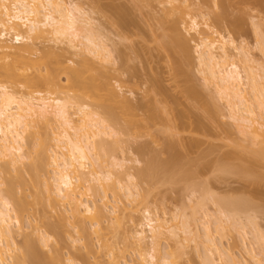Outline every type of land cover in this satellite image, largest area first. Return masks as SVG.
<instances>
[{
  "label": "bare ground",
  "instance_id": "bare-ground-1",
  "mask_svg": "<svg viewBox=\"0 0 264 264\" xmlns=\"http://www.w3.org/2000/svg\"><path fill=\"white\" fill-rule=\"evenodd\" d=\"M140 1L112 2L106 6L115 18L112 24L116 27V33L120 39V41H115L116 43L113 42L109 45L108 40L111 38L108 39L99 27H94V19L86 9L84 10L74 0H0V58L9 55L12 57L11 62L0 63V163L6 164V167L0 170V178L1 173H8L7 167L20 170V166L24 165L26 160H30V162L28 161L30 163V166L28 165V173L42 186L43 193L54 210L62 209V207L67 212L69 210L72 219H78L79 223H90V228L93 229V233L97 236H104L103 218L110 220L107 227L109 233L122 232V217L125 214V210H121L111 204L112 200L109 199L108 192L111 190L112 194L117 196L120 190V193L124 191L128 198H134L139 195V186L136 184L137 181L135 183L136 176L139 175L138 177L143 179L146 177V172L135 174L134 170H132L134 167L127 164L129 160L132 161L131 158L123 157L117 159L110 155L109 146L111 145L103 137L105 135L111 136L115 129L102 116V113L95 108L92 109L91 103L85 99L91 98L96 100L98 104L104 105L106 112L111 117L119 113L127 116L126 125L129 127L135 126L136 128V126L138 127V125L142 124L149 126L157 116H160L159 112H157V107L159 106L152 103V99H150L151 101L148 100L152 92L154 102L157 99L156 96H160L159 101L161 100L162 102L166 101L168 97V93L162 88L158 81L160 79H157V77L150 78L148 85L146 82L141 84H145L144 87L139 86V82L138 85L136 84L141 88L148 86V89L146 88L147 91L145 92L144 90V94L142 93L143 95L146 94L145 96L147 97L149 92H151L147 97L148 99L142 95L141 97L144 100L139 98L134 102L125 93H121L123 89V84L121 83L132 81L135 75L133 73L136 69H131L132 66H130L131 64L129 65V61L132 60V53L137 50L134 45L126 43L125 40L130 39L132 35L131 28L136 25L129 16L132 10L139 7ZM175 1L183 4L187 2V0H162L160 1L161 4L168 5V7L166 6L167 8L163 9V13L159 15L154 12L147 13L149 18L157 20V24L163 30L168 31V33L162 35V47L166 51L178 55L180 59L177 71L185 75L183 63L191 58L193 48L189 39L183 33L182 27L189 33L191 31L195 33L197 40L195 45L197 66L204 77V82L212 85L216 94L225 100L231 118L247 142V148L249 150L251 148V152L254 155L252 162H264V66L253 64L248 51L245 50L243 45H237L235 39L230 35L218 34L210 23L207 22L205 25L212 30L211 33L205 29L201 30L197 17L191 16L182 7L173 5ZM215 1H217L216 4L222 10L214 14L215 23H218V26H229V29L235 31L236 34L243 30V19L239 16H232L229 11V7L232 6V0ZM96 4H94L97 6H94L96 9H102L101 0H96ZM186 17L189 20H186ZM256 24L259 31L258 34L262 38L260 39L261 42H259L263 46L264 34L260 27L263 28L264 21ZM11 35L13 37L12 40H16L15 43L17 45L7 42V37ZM215 35L217 36L215 37ZM47 37H52L54 41L57 40L60 43L63 42L67 47L59 46L62 49L61 51L60 48L57 49L59 51L51 50V48L50 50L44 48L42 50L39 48V44L41 42L43 44ZM111 45L114 46L110 48ZM39 50L42 52V56L39 61H36L35 59L37 58L33 56ZM71 50L80 56H78L80 59L76 60L78 64L72 68L71 66H66L67 58L66 61L64 59L65 53L71 52ZM64 51L66 52L64 53ZM87 53L99 59L100 65L95 66V60H92L93 57L90 60ZM81 57H83L82 60ZM235 58L244 63L242 69L244 75ZM88 60L90 61L89 63ZM40 64L41 66L42 64L45 65L46 70L44 73L40 71ZM89 64L90 66H88ZM116 64L117 67H115ZM52 69L60 70L58 72L64 70L63 72L67 73V87L73 91L70 88L73 86V94H70L65 88V90H62L66 85H61L60 78L58 79V72L56 73ZM88 71L90 75L84 74L85 72L88 73ZM248 90L252 92L251 95ZM186 92L193 97L200 96L196 86L187 87ZM169 98L168 100H170ZM173 101L174 99L171 102ZM209 104L210 106L208 107L211 108V103ZM209 111H212V109ZM179 114L181 116V113ZM184 115L181 117L183 118ZM182 118L179 117V119ZM42 123L52 132L50 134L46 132L45 139L36 144L33 139L41 134L40 125ZM52 124L53 126L56 124L55 128L58 131H53L55 128L51 127ZM46 139L53 141L52 144L54 143L50 148L45 143L48 142ZM119 141L114 142L117 143ZM28 145H33L32 148L35 150L33 151L36 153L35 159H32V150L25 149ZM49 152L52 154H49ZM172 153L171 155H174ZM147 168L152 169V171L156 170H153L151 165L146 167V171H149ZM247 171L253 170L247 167ZM19 176L23 180V174ZM257 181L255 180L254 182ZM0 185H3V182H0ZM98 189L103 191L101 193L102 196ZM133 189L134 191H132ZM97 194L101 196L98 200L99 204L94 200ZM218 199L216 202L220 205L219 208L222 207L225 212L227 211V216L229 217L227 218L232 222L231 224L227 219L228 223L246 233L245 227L239 226L236 222V219L239 218V213H244L246 210L243 207L241 208L245 209L244 211L240 209L242 204L247 203L245 202L246 200L235 198L232 201H223L221 197ZM21 202L23 204V201L15 196L13 187H8L7 191L0 188V264H25L23 262H26L24 261L26 257L29 258L28 253L32 257L37 254V251L35 252L31 247L33 246V241L30 238L24 242L25 248H27L24 251L25 255L20 257L16 253L18 243L14 227L21 229L19 212L23 207H21ZM114 202L117 203L116 200ZM247 204L245 205L246 207ZM250 211L247 213L245 211L244 214H247V219L252 220L251 214H248ZM145 212V221L140 224L141 229L136 230L135 234V246L140 249L148 245L150 249L148 254L141 258V264H176L173 259H175L174 256L177 254L173 255L169 250H162L161 244L165 239L167 240L169 235L176 237L177 240L179 239L178 236L180 234L177 233V230L180 232V229L178 223L175 222L180 217L175 215L177 218L174 217L170 220L159 219L149 208L145 209ZM210 216L207 219H210ZM65 217L69 218L66 215ZM218 219L217 221L219 222L220 220ZM173 220L174 223L172 222ZM209 221L211 220L203 221V236L199 235L198 229L192 228L191 223L187 220H183L181 223L185 229L182 231L188 235L186 238H191L190 241L193 239L196 245L199 244V241L196 240L203 237L202 244L206 247L204 250H208L207 252L206 250L204 251L208 254L204 253L203 259L205 261L206 257L207 263L214 264L216 262L213 257L216 253L219 259L226 260L228 264L238 263L239 257L236 256L237 254L232 253L230 249H224L221 246L222 244L214 240V234L212 235L214 229L212 230V224L210 225ZM78 222L74 223V225L77 223L74 228L79 229L78 231L84 230L88 232V228L82 227ZM170 222L174 225L170 224ZM193 223H197V221ZM217 224L225 234L226 230L224 231L222 223L219 222ZM193 227L198 228L196 225ZM253 227L258 237L257 240L263 239V232L256 225ZM36 231L40 236V240L48 242V234H40L38 228ZM104 241L106 242L105 239ZM180 242L182 243V240ZM198 246H196V249ZM243 247L246 254H250L257 264H264L252 248ZM30 250L35 253L32 254ZM114 251L111 249L109 252V261L106 264H122V261H125L120 259L121 254L113 253ZM38 255L35 257H38ZM73 260L75 259L69 256L67 259L64 258V263L78 264Z\"/></svg>",
  "mask_w": 264,
  "mask_h": 264
},
{
  "label": "rangeland",
  "instance_id": "rangeland-1",
  "mask_svg": "<svg viewBox=\"0 0 264 264\" xmlns=\"http://www.w3.org/2000/svg\"><path fill=\"white\" fill-rule=\"evenodd\" d=\"M74 1L78 5H81L84 10L86 9L94 19V27H99L106 34L108 39L111 38L108 40L109 45L115 41H120L116 33V27L112 24L115 18L111 15L106 6L110 5L112 2L122 3L123 1L128 2V0H101L102 9L100 10L102 11L96 9V0ZM160 1L162 0H141L139 2L140 5H138L139 7L132 10L129 16L136 25L131 28L133 36L131 35L130 39L125 40V42L134 45V48L137 50L132 53V60L129 61V65L131 64L130 66H132L131 69L134 68L137 70V72L134 70L133 73V75L135 74L137 77L134 75L132 81L121 83L123 84L121 93H125L131 100L136 102L139 98L143 99L141 96L144 94V90L145 92L147 91L150 78L157 77V79H160L158 81L162 88L168 93L166 101H159L160 96H156L157 99L154 102L153 92H149V94L151 93L150 96L148 94L149 99L147 98L148 96H145L146 94L143 95L149 101L152 99L153 101L151 102L159 106L155 107L158 108L156 109L160 116H157L154 122H151L149 126L142 124L144 127H142V125H138L136 128L135 126L129 127L126 125L127 116L119 113L111 117L106 112L104 105L98 104L96 100L91 98L85 99L91 103L92 109L95 108L97 111L101 112L102 116L106 118L108 123L112 124L115 129L114 133H111V136L105 135L103 137L106 138L111 145L109 146L110 155L117 159L123 157L128 159L131 158L132 161L129 160L127 164L134 167L132 170H134L135 174L143 171V173L146 172V177L143 179L142 177H138L139 175L136 176L135 183L137 181L136 184L139 186V195L134 198H128L124 191L120 193V190L118 192L119 194L114 196L112 191L108 190L109 199L112 200L111 204L117 206L121 210H125V214H123L122 217V232L119 233L117 231L118 233H109L107 227L109 226L110 220L103 218L102 221L104 222H102V224L105 227L103 230L104 236H97L93 233V229L90 228V223H79L78 219H72L69 210L67 212L63 207L62 209L54 210L43 193L42 186L39 185L30 173H28L30 160H26L25 164L20 166V170L7 167L9 170L7 171L8 173H1L0 178V182H3L0 188L7 191L8 187H13L17 199L23 201V204L21 202V207H23L20 209L21 211H19L21 229L19 230L18 227H14L18 243L17 255L20 257L25 255L24 251H26L27 248H25L24 242L29 238L33 241V244L31 242L33 245L31 247L35 252L37 251L36 255L39 253L38 257H35V255L33 256L34 258L28 253L29 258L26 257L27 259L25 258L24 260L26 262L23 263L65 264L64 258L67 259L70 256V258L72 257V259H75L73 261L78 264H106L107 261H109V252L113 249L115 250L113 253L121 254L120 259L125 260L124 262L122 261V264H141V258L146 256L150 249L148 245L138 249L135 246V234L136 230L141 229L140 224L145 221V209L147 208L157 215L159 219L170 220L176 216L180 217L178 221L175 222L178 223L180 229V232L177 230V233L180 234H178L179 236L177 235L179 239L177 240L176 237L174 238V236L169 235L167 240L165 239V242L163 241L161 244L162 250H169L173 255L177 254L174 256L175 259H173L176 264L207 263L206 257L205 261L203 259V256L208 254L206 253L208 251L207 249H205L206 252H204V248L206 247L202 244L203 237L197 240L195 239L199 241V246L195 244L193 239L190 241L191 238H186L188 235L182 231L185 230L181 225L183 220L189 221L191 227L196 230L198 229L197 232L201 236H203L204 232L203 221L211 220L209 223L210 225L212 224V230L214 229V232L212 231L214 240L222 244L221 246L224 249H230L232 253L234 252L235 255L237 254L236 256L239 257L240 260L237 258L239 262L237 261L238 263L236 264H257L250 254H246L243 246H247L248 249L252 248L254 253H256L259 259L264 263V237L263 239L257 240L258 237L253 227L256 225L264 235V162H252L254 155L251 152V148L250 150L247 148V142L244 140V136L240 134L236 127V123L231 118L225 100L216 94L212 85L204 82V77L197 66V54L195 53V45L197 42L196 35L193 31L190 33L187 32L184 27H182L183 33L189 39L190 45L193 48V53L191 58L185 60V63H183L185 75L177 71L180 58L178 55L166 51L161 44L162 35L168 33V31L163 30V28L157 24V20L149 18L147 14L148 12H154L157 13V15L163 13V9L167 8L168 5L161 4ZM216 3L217 1L215 0H187L185 4L175 1L173 5H178L185 9L187 13H190L191 16H196L200 23L201 30L205 29L209 33L212 32V30L208 29L205 25V23L208 22L218 34L230 35L235 39L237 45H243L245 50L248 51L253 64H261L264 66V44L262 46V43H260V39L262 38H260L261 36L258 34L259 31L257 30L258 27L256 24L260 21H264V0H232V6L229 7L231 15L235 17L239 16L243 19V30L237 34L232 29L230 30L229 26H218L219 24L215 23L214 14L222 11ZM186 20H189V18L186 17ZM260 29L263 30L264 34V26L263 28L260 27ZM216 36L217 35H215V37ZM12 38V35L8 36L7 42L17 45V43H15L16 40H12ZM51 40H53L52 37H47L46 41H43L44 45L42 42L39 44V48L42 50L43 48L49 50L51 48V50L55 49L59 51L57 50L60 48L59 46H64L63 48H65V46L67 47L63 42H61V44L57 40L55 41L59 43ZM113 46L114 45H111L110 48ZM61 50L60 48V51ZM65 52L66 51H64V53ZM72 52L71 50V52L65 53L66 57L64 56L65 61L67 58L66 62L68 65L66 63V66H71V68L78 64L76 60L80 59L79 55ZM41 54L42 52L39 50L38 53L33 56L37 58L35 59L36 61L40 60ZM87 56L90 60L93 57L88 53ZM82 58L83 57H81V60ZM93 59L95 60V66L100 65L101 62L99 59L94 57L92 60ZM235 60L242 70L244 63L241 60H237V58H235ZM11 61L12 57L10 55L0 58V63H9ZM89 62L88 60V63ZM91 63L93 62L91 61ZM90 64L88 66H90ZM115 67H117V64ZM39 68H41L40 71L42 73L46 70L44 64ZM52 70L56 73L60 71H56L57 69ZM63 71L64 70L58 72V79L60 78L61 85H66L62 90L66 89L70 94H73V86L70 87L69 84V87L73 91L69 90L67 87V73ZM88 73L85 72L84 74L90 75V73ZM242 73L244 75L243 70ZM86 79L88 80V78ZM144 82L147 83V89L141 88L145 86V84L141 85ZM136 84H139V86L141 85V87ZM189 86H196L200 96L193 97L188 95L186 88ZM251 93L250 91V95ZM168 98L170 100H168ZM173 99L175 104L171 102ZM170 103L172 106H170ZM207 103H211V108L208 107L210 104L208 105ZM210 109H212V111H209ZM179 113H181V116L184 115V113L187 115L185 114L182 118ZM179 117L182 119H179ZM201 123L202 125H200ZM55 126L56 124L54 126L52 124L51 127L55 128ZM45 127L43 123L40 125L41 134L34 137L36 140L33 139L36 144L45 139L46 132H48V134L52 132V130L49 128L47 129V127L46 130ZM55 130L56 128L53 129L54 132L58 131ZM46 140H48V142L45 143L47 147L50 148L54 143L52 144L53 141L49 139ZM117 140L120 141L117 143L114 142ZM32 146L33 145H28L25 149L32 150V159H35L36 153ZM168 146L170 149H168ZM171 153L174 155H171ZM49 154L52 153L49 152ZM173 162L175 163L172 164ZM148 165H151V168L153 167V170H156L152 171V169L150 170L147 168L149 171H146ZM168 165L172 168L170 166L169 168ZM5 167L6 164L3 162L0 163V170ZM247 167H250L253 171L248 172ZM20 172L23 174V180L19 176L21 175L19 174ZM255 180L258 181L254 182ZM132 191H134V189ZM99 192L101 194L103 191L99 190ZM98 194L94 197V200L99 204L98 200L102 194L101 196ZM210 196H212L213 199L212 197L210 199ZM216 197H221L223 201H232L235 200V198L246 200L245 202L248 203H246L247 207L245 206L246 204H242L245 207L241 205L240 209L242 211L246 209V213L251 210L248 214H251V218L253 219H247V214H244L245 211L244 213L240 212L239 218L237 217L238 219H236L239 226L245 227L246 233L238 227H233V225H231L232 222L228 219L227 211L225 212L222 207L219 208L220 205L216 202L218 199ZM114 200H116L117 203H115ZM90 202L92 203V201ZM241 207L245 209L243 210ZM65 215L71 218L69 217V219L65 217ZM209 216L210 219H207ZM217 219L222 223L224 231L226 230L225 234L220 230ZM227 219L231 224L228 223ZM192 221H197V223H193ZM75 222L81 224L82 227L88 228V232L84 230L78 231L79 229L74 228L77 226V223L74 225ZM172 222L174 223V220ZM172 222H170V224ZM195 225L198 226V228L193 227ZM37 228L40 230V234H48V242L40 240V236L36 231ZM221 233H223L224 236H222L223 234ZM104 242L108 244L106 245ZM196 246L199 248L197 247L196 249ZM110 247L112 248L110 249ZM31 252L32 254L35 253L33 251ZM213 257L216 261L213 260L215 262L214 264H228L226 260L219 259L217 253L214 254ZM241 261L242 263H240Z\"/></svg>",
  "mask_w": 264,
  "mask_h": 264
}]
</instances>
